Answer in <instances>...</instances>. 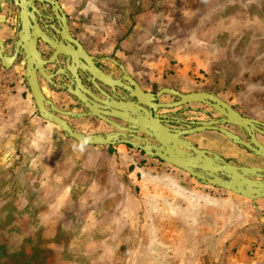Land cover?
I'll use <instances>...</instances> for the list:
<instances>
[{
    "label": "rangeland",
    "instance_id": "obj_1",
    "mask_svg": "<svg viewBox=\"0 0 264 264\" xmlns=\"http://www.w3.org/2000/svg\"><path fill=\"white\" fill-rule=\"evenodd\" d=\"M57 1L85 47L121 60L147 92L212 93L264 123V0ZM184 107L157 114L218 118ZM185 139L264 169L215 131ZM79 145L36 115L20 65L0 66V264H264V199L200 184L128 146Z\"/></svg>",
    "mask_w": 264,
    "mask_h": 264
},
{
    "label": "water",
    "instance_id": "obj_2",
    "mask_svg": "<svg viewBox=\"0 0 264 264\" xmlns=\"http://www.w3.org/2000/svg\"><path fill=\"white\" fill-rule=\"evenodd\" d=\"M48 1L52 2L56 9L61 12L56 0ZM2 20L3 19L0 18V21ZM63 22L65 29H67L64 18ZM68 37L71 41L77 43L76 40H73L70 36ZM19 38L22 39L23 43L29 46L22 48L24 54L22 78L27 85L35 106L36 115L43 121L52 126L54 125L64 137L79 144L86 141L84 145L111 146L123 144L133 150L139 151L146 158L157 159L162 163L183 171L200 184L220 188L249 200L264 199L263 168L232 165L215 153L196 148L185 139L186 136L194 133L215 131L232 144L241 146L264 161V146L255 138L256 133L264 137V123L241 116L227 103L221 101L212 93L190 92L182 94L174 89L161 88L152 94L142 91L138 85L127 76V79L136 91L134 96H136L138 102L144 104L148 108L146 109L138 103L130 102L132 106L131 118L125 119L122 114H115L116 117L128 123L127 130L130 133L131 140L118 139L116 138L118 135L112 132L104 135H84L80 132H76L63 119L45 108L44 104L49 105L51 110L65 117L78 118L85 116L82 112L73 113L60 111L52 107L51 104L44 99L39 90L35 76L36 69L43 75L41 65L43 61L39 58L38 52L33 47L34 39ZM14 43L15 45L18 44L19 40ZM16 48L17 47H14L12 54L8 55L2 51L3 47L0 41V66L3 69H8L12 66L16 57ZM27 54H29L30 57ZM87 57L90 58L89 56ZM112 62L115 63L114 61ZM118 67L125 76V72L121 65H118ZM68 92L74 95L76 94L71 91ZM163 94L171 95L175 100L169 103H155L154 100ZM190 103H200L210 107L213 113L218 115V118L210 121L195 122L185 121L178 117L154 112L157 109H172ZM90 114L96 115L95 113ZM100 119L116 129H123V127L105 118ZM171 123L182 126L183 129H171L168 127ZM224 125H232L237 127L240 131H244L247 136V141L242 140L237 135L224 129L222 127Z\"/></svg>",
    "mask_w": 264,
    "mask_h": 264
},
{
    "label": "flooded vegetation",
    "instance_id": "obj_3",
    "mask_svg": "<svg viewBox=\"0 0 264 264\" xmlns=\"http://www.w3.org/2000/svg\"><path fill=\"white\" fill-rule=\"evenodd\" d=\"M56 2L61 9L57 0ZM0 18L3 19L0 21V31L5 34L3 37L0 36L2 51L10 55L14 51V47H17L13 64L20 65L23 73L22 47L29 46L23 43L19 37L33 38V47L43 61L41 64L43 75L36 69L35 76L44 99L60 111L82 112L85 116L65 117L51 110L49 105L44 104L47 110L63 119L76 132L79 131L75 126L90 125L96 128L92 132L93 134L104 135L112 132L118 135V139H130V133L127 130L128 123L116 117L115 114H122L125 119L131 118L132 106L130 102L148 108L138 102L134 96V87L127 76L142 91H147L133 78L126 64L111 56L92 54L73 33L67 14L62 9L59 12L48 0H0ZM63 18L67 29H65ZM68 36L76 40L77 43L71 41ZM18 40L19 43L15 45L14 42ZM7 47H9L8 50ZM118 65L123 68L125 76ZM68 91L76 94H71ZM159 97L154 100L155 103H159L157 101ZM184 106H178V108L181 110L190 109ZM71 107H76V109H70ZM160 110L162 109H157L154 112L158 113ZM100 118H105L123 129H116ZM72 121L75 122L74 125L71 124ZM100 128L108 130L104 132ZM239 132L245 136L247 141L246 133L240 130ZM80 133L84 134L83 131Z\"/></svg>",
    "mask_w": 264,
    "mask_h": 264
},
{
    "label": "crops",
    "instance_id": "obj_4",
    "mask_svg": "<svg viewBox=\"0 0 264 264\" xmlns=\"http://www.w3.org/2000/svg\"><path fill=\"white\" fill-rule=\"evenodd\" d=\"M255 48V47H254ZM250 57H251V59L252 58H255V51H253V47H250ZM242 51H243V47H242ZM246 53V51L244 50V54ZM259 52H257V54H258ZM244 58H246V57H244ZM250 59V60H251ZM244 61H245V59H244ZM253 64V63H252ZM121 146H125V145H115V146H113V147H118V148H121ZM141 154V153H140ZM139 159H142V157H138ZM144 158H146V157H144ZM158 162H160V161H158Z\"/></svg>",
    "mask_w": 264,
    "mask_h": 264
},
{
    "label": "clouds",
    "instance_id": "obj_5",
    "mask_svg": "<svg viewBox=\"0 0 264 264\" xmlns=\"http://www.w3.org/2000/svg\"><path fill=\"white\" fill-rule=\"evenodd\" d=\"M86 143V141L82 142L80 145H79V148L80 150L82 151L84 149V144Z\"/></svg>",
    "mask_w": 264,
    "mask_h": 264
},
{
    "label": "bare ground",
    "instance_id": "obj_6",
    "mask_svg": "<svg viewBox=\"0 0 264 264\" xmlns=\"http://www.w3.org/2000/svg\"><path fill=\"white\" fill-rule=\"evenodd\" d=\"M23 48V47H22ZM29 57H30V55L29 54H27ZM4 63H5V61H4ZM11 67V66H10ZM134 93H136V91L134 92ZM222 101V100H221ZM231 107V106H230ZM232 108V107H231ZM230 119V118H229ZM130 129V128H129ZM250 131V130H249ZM257 134V133H256ZM257 135H260V134H257ZM130 136V135H129ZM117 138V137H116ZM124 139H127V140H131V139H128V138H124ZM257 140V139H256Z\"/></svg>",
    "mask_w": 264,
    "mask_h": 264
}]
</instances>
